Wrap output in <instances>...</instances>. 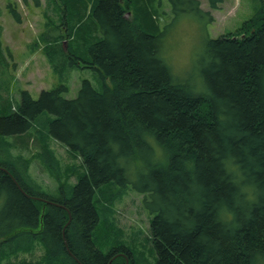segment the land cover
Returning <instances> with one entry per match:
<instances>
[{
  "label": "trees",
  "instance_id": "trees-1",
  "mask_svg": "<svg viewBox=\"0 0 264 264\" xmlns=\"http://www.w3.org/2000/svg\"><path fill=\"white\" fill-rule=\"evenodd\" d=\"M45 17L56 75L94 79L73 98L64 83L37 99L0 94V264H264V0L218 37L198 0H47ZM185 21L198 50L176 71L169 52ZM51 140L81 161L52 194L23 153L34 141L51 166ZM126 189L150 216L151 261L117 240L111 196ZM36 245L39 259L17 258Z\"/></svg>",
  "mask_w": 264,
  "mask_h": 264
},
{
  "label": "rangeland",
  "instance_id": "rangeland-1",
  "mask_svg": "<svg viewBox=\"0 0 264 264\" xmlns=\"http://www.w3.org/2000/svg\"><path fill=\"white\" fill-rule=\"evenodd\" d=\"M203 10L210 11L212 23L208 28L211 37L227 34H236L242 24L249 20L259 8V0H222L217 9H210L208 0H198ZM15 7L19 13L20 22H16L8 4ZM47 0H0V44L4 59H0V93L3 98L8 94L18 100V92L27 90L33 99H37L42 90L56 88L59 83H64L68 88L66 98H73L77 94L82 79L92 80L93 73L90 69L67 70L62 76H57L43 53V32L53 35L50 28H46ZM55 17L52 11L47 12ZM57 22V19H55ZM192 22H182L176 27L175 40L171 42L169 60L176 71H181L195 56L198 50L194 36ZM46 28V29H45ZM64 44V42H63ZM17 92V93H16ZM30 165L29 176L40 183L50 194L57 185L73 184L76 174L81 171V161L73 157L64 146L53 140L49 148L53 152L54 162L51 166L43 165L36 157L34 141H27ZM54 163V164H53ZM112 197L114 211V228L120 233L117 240L123 241L131 249V257L137 260L151 261V244L144 245V239L149 231L150 216L143 208L142 195L129 189ZM116 232V233H117ZM103 237L108 238L107 235ZM99 243L108 242L99 234ZM148 239V238H147ZM32 251V250H31ZM42 248L35 246L31 253H20L17 258L27 260L39 259ZM5 262V260H3ZM3 262V264H4Z\"/></svg>",
  "mask_w": 264,
  "mask_h": 264
},
{
  "label": "bare ground",
  "instance_id": "bare-ground-1",
  "mask_svg": "<svg viewBox=\"0 0 264 264\" xmlns=\"http://www.w3.org/2000/svg\"><path fill=\"white\" fill-rule=\"evenodd\" d=\"M1 94V93H0ZM6 94H7V96H8V98H12L9 94H8V87H7V89H6ZM48 204H52V205H54L53 203H51V202H49ZM69 217V219H68V222H69V220H70V215L68 216ZM67 222V223H68ZM109 263H111V261H109ZM108 263V264H109Z\"/></svg>",
  "mask_w": 264,
  "mask_h": 264
},
{
  "label": "water",
  "instance_id": "water-1",
  "mask_svg": "<svg viewBox=\"0 0 264 264\" xmlns=\"http://www.w3.org/2000/svg\"><path fill=\"white\" fill-rule=\"evenodd\" d=\"M44 202H48V201H45V200H43ZM54 205H56V206H59L58 204H55V203H53ZM60 207H62L63 208V206H60Z\"/></svg>",
  "mask_w": 264,
  "mask_h": 264
}]
</instances>
